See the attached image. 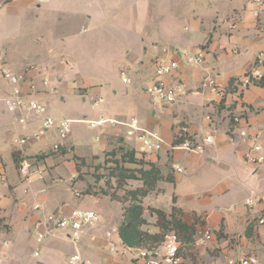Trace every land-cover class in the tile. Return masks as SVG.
Instances as JSON below:
<instances>
[{
    "label": "crops",
    "instance_id": "obj_1",
    "mask_svg": "<svg viewBox=\"0 0 264 264\" xmlns=\"http://www.w3.org/2000/svg\"><path fill=\"white\" fill-rule=\"evenodd\" d=\"M224 2L220 5L214 4V6L201 9L197 12L198 14H190L187 19L181 18L180 20L179 16L176 18L173 16L172 18L175 21L178 20V22L180 20V23L187 20V25H183L181 33L177 32L174 24L171 23L165 27V35L154 34L151 43L152 55H149L147 49H145V54L140 57L128 45H125L122 49L123 57H121L124 61L121 63L118 76L121 81L120 72L126 71L131 79L129 85H125L121 81L124 86L128 87L125 89L124 95L128 96L131 92L142 89L144 97L147 100L149 99V102H151V99L144 92V87L153 74V60L156 57L162 56L179 60L175 53L176 49H187L191 52H195L199 48L205 49V60L201 66H187L179 60L180 67L173 78L185 84L186 95L174 104H161V109L165 111V114L173 117V121L170 122L160 121L159 131L166 145L158 152L145 153L141 150L139 143L124 135L121 128L110 126L98 129L95 137L96 141H105L107 146L117 144L129 147L134 159L145 163V165L129 164L132 166L125 168H149L147 164H153L163 176H169V182L161 181L159 183L163 182L166 185L164 188L169 187L171 200L174 199L175 201L173 205L183 212L194 213L205 222L207 230L211 232V239L204 247L193 248L191 251L201 262L198 263L188 255L182 257L180 264H227L229 259L242 255L255 256L261 262H264V231L257 226V217L264 210V204H254L252 208L245 206L247 212L241 213L234 210L235 201L229 200L226 205L220 204L219 201H212V197L217 198L221 195L231 194L236 186L246 191L245 200L251 197L253 192H264V163L254 166L244 160V154L252 145L250 137L256 134L259 135L262 155L264 156V79L260 83L249 86L239 95L236 94L237 83L253 67L257 54L261 52L264 55V15L258 18L253 17L254 8H246L247 0H229L228 4H224ZM56 3H59V1L0 0V8L10 4L20 10H25L24 13L27 15H31L30 12H32L31 16H33V9L39 11L44 5L49 7V5ZM136 7L135 15L128 21V25L134 27L141 22V26H151L155 7L146 6L143 8L139 4ZM218 13L225 14L223 15L225 17L217 19ZM135 20H137V23H135ZM158 22H161V20ZM233 24L235 28L231 29L230 26ZM43 27H45L44 24ZM82 29L86 31L83 32ZM50 32L51 28L48 30V33ZM79 33L86 34L87 28L81 26ZM47 39L44 36L37 37L36 41L32 43V47H30L29 57L9 55L3 49H0V67L8 68L15 73H22L33 66L37 68L39 76L48 75L50 77L51 74L46 65H50L54 61V65L58 66L55 68L56 70L61 69V72H65L66 75L70 76L76 70L73 61L71 60L72 66L70 67L59 66V62L55 61L50 54L51 48L56 49L57 47V49H60L61 43L63 45L68 44V39H62L61 42L52 36ZM162 39L165 42L161 41ZM57 42L56 47L50 45ZM51 70L53 73L55 72V70ZM76 74L77 72L74 75ZM56 76L59 77V75ZM205 76L215 79L222 90L221 94L213 95L201 89V81ZM99 81L100 84L91 86L88 100L81 96L83 102H91L89 108L94 117L87 120H95L101 117L124 120L135 117L130 114L116 117L108 116L105 109L106 102L105 105L102 102L93 107L92 101L98 100L94 96L98 95L99 99H102V94L106 89L100 79ZM52 86L56 87L54 83ZM39 87L42 89L41 86ZM53 87L49 84L45 94L43 93L40 96L47 103L52 101L50 100V92L54 89ZM71 88L69 82L63 83L61 87L59 86V89H64L68 95L72 94V91L69 90ZM60 100L66 103L65 96H61ZM140 106H142V103ZM152 107L157 108L158 105H152ZM238 115L242 119L235 126L232 118ZM154 116H156V112H153ZM7 120L8 124L3 126L2 122ZM147 123L151 127L153 120L148 119ZM244 127L248 131L249 138H241L238 134L237 128ZM5 128H16L20 131L14 135L13 142L10 145L11 163L6 154L8 146L3 137ZM37 128V122H30L26 126L14 124L12 117L0 110V157L7 163L4 169L6 170L5 176L8 183L7 188L0 189L2 194L0 199V238L2 239V242H0V259L4 262H16L20 258L19 261L22 264H64L68 256L77 250L85 264H141V260L136 258L135 249L132 254L124 255H114L106 249L105 234L106 232H114L118 235L123 210L118 209L116 206L117 210L107 211L109 206L107 202L97 195L90 194L88 195L94 198V206L89 208L88 211L95 212L98 221L95 227L85 231L79 239L77 247L75 248L61 234H55L46 240L57 239L66 243L71 247L70 254L65 256L64 259H59L53 255L51 245H45L42 252L41 246L47 242L44 240L36 247L37 256H35V250L33 251V256L39 258V260L32 263L22 262V255L21 257L18 255L20 254V247L32 237L35 241L31 227L44 216L42 212L32 211L31 206L36 203L41 204L46 213L57 211L68 213L71 209H75L67 208L62 201L63 193L69 191L61 185L68 181H63L57 177L60 169L64 168L71 170L72 175L67 178L68 180L74 177L75 165L71 160H68L73 152L71 151L69 154L67 152L62 153L64 157H58L60 155L49 152L57 140L54 132L44 134L38 141L31 140L27 144L33 146L38 151L36 153L47 154L45 158H36L30 161L31 165L45 171L44 180H36L31 184H27L19 172L21 163L25 162L21 154L24 155L26 152H23L21 147L16 146L15 141L30 136ZM145 128L148 129V127ZM208 135H213L214 142L206 146L204 153L201 155L169 149L170 145H174L173 142L176 138L183 140L188 137L201 142ZM15 136H18V138H15ZM124 140H134L138 147L127 146L123 143ZM67 146L73 145L67 142ZM78 150L75 148V152H79ZM27 153L25 156L28 155ZM14 159H17V164ZM64 159L67 162L63 163ZM177 161L180 163H176ZM174 167L181 169V172L175 171ZM186 173H189L190 176L196 175V178L184 182L181 176ZM203 173H207L209 175L208 179L212 180L206 186L208 190H204L206 187L201 180V174ZM60 180L61 182H58ZM47 185L49 186L47 193L38 195L37 191ZM190 188L195 190L204 188L202 192L206 195L193 197L194 191ZM24 190L27 192L24 193ZM186 190L191 192L186 193ZM106 223L111 224V229L102 230L103 225L105 226ZM9 241L11 242L10 249L6 252L2 251L9 245Z\"/></svg>",
    "mask_w": 264,
    "mask_h": 264
},
{
    "label": "rangeland",
    "instance_id": "obj_2",
    "mask_svg": "<svg viewBox=\"0 0 264 264\" xmlns=\"http://www.w3.org/2000/svg\"><path fill=\"white\" fill-rule=\"evenodd\" d=\"M58 1L59 3L49 5V7L44 5L39 10L41 11L40 13L33 9V16H31L32 12H30L31 15H27L24 13L25 10H20L14 5L8 4L1 6L0 49H3L9 55L29 57L31 53L30 47H32V43L36 41L37 37L44 36L48 40L47 38H51L52 36L55 39L57 38L59 42L62 39H68V44L63 45L61 43L60 49L56 47L58 42L56 44H54L55 42L50 44L56 47V49L51 48L50 54L52 58L54 57L55 61L59 62V66L70 67L73 61L76 67L75 72L69 76L65 72H61V69L56 70L55 68L58 66L54 65V61L50 65H46L51 74L50 85L53 87L52 85L54 83V86H56L50 92V100L52 101L48 103L51 115L60 119L84 120L93 118L94 114L89 108L91 102H83L82 97L88 100L91 86L100 84V79L106 88L102 94V99L104 105L105 102L107 103L105 109L108 116L134 115L141 125L156 131L158 134L161 133L159 131L160 121L170 122L173 121V117L165 114V111L161 109L160 103L157 108H153L151 102L148 101L149 99L147 100L144 97L142 89L137 90V92H131L128 96L124 95L125 89L128 87L121 83L118 76L121 63L124 61L122 58L123 47L125 45L130 46V49L135 51L140 57L145 54V49H147L149 55H152L151 43L153 42V35H165V27L168 24L173 23L175 30L181 33L183 25H187L188 23L187 20L184 23H180L181 18L187 19L188 15L198 14L197 12L201 9L214 6V4L220 5L223 1H225L224 4H228L229 2V0ZM137 4L143 8L146 6L150 8L155 7L151 26H141V22L138 26L134 27L128 25V21L135 15ZM251 7L254 8L252 0H247L246 8L250 9ZM217 15V19L225 17H223L225 14L222 13H218ZM173 16L175 18L179 16V22L178 20L175 21L172 18ZM159 20L161 22H158ZM135 23H137V20H135ZM43 24L45 27H43ZM81 26L87 28L86 34L79 33ZM49 27L51 28L50 33H48ZM82 31L85 32L86 30L82 29ZM161 41L165 42L163 39ZM51 69L55 70V72L53 73ZM76 72L77 74L74 75ZM56 75H59V77ZM67 82L72 87L69 89L72 91V94L69 95L64 89H59V86L61 87L63 83ZM61 96H65L66 103L60 100ZM94 97L99 99L98 95ZM141 103L142 106H140ZM153 112H156V116L154 117ZM148 119L153 120L151 127L147 123ZM7 122L8 120L3 121V126L7 125ZM97 131L98 129H91L87 124H71V134L68 142L73 146L68 147V149L62 152L55 153L56 155H60L58 157H64L62 153L67 152L69 154L71 151L73 152L68 160H71L75 165L74 177L69 179L70 181L67 179L72 175L71 170L68 168L60 169V172L57 174L58 178L63 181H68L61 185L69 191L63 193L62 201L65 203L64 205L67 208L88 210L94 206V198L90 195H97L107 202V205H109L107 211L116 209V206L118 209L124 210L130 204L139 203L143 209L142 217L145 221L144 225L140 227V230L144 234H147V236L155 237L153 240L154 245L157 244L160 246L165 235L174 233L181 240V257L190 255L200 263L201 260L194 256V252H191L193 250L192 244L194 240L200 236L199 231L193 233V231L185 232L180 228L169 229L171 220L178 216L177 210L180 212V209L176 210L177 213L174 211L176 209V206L173 205L175 201L174 199L171 200L169 187L164 188L166 185L163 182L157 183L156 187L151 192L149 191L146 196H139L136 199L130 198V193L135 192L141 184L139 179H126L123 181L120 179L121 176H118L120 178L117 180L114 174L117 173L119 170L118 167L120 166L123 167L120 168L123 170L125 167L132 166L129 163H123L120 157L124 151H130L131 149L124 145H121L123 146L121 147L117 144L107 146L105 141H96ZM3 132L4 141L8 146L6 154L11 163L10 145L13 142L14 135L20 131L16 128H5ZM15 138H18V136H15ZM123 143L130 147H138L134 140H124ZM75 148L79 149V152H75ZM21 149L26 153L28 151V155L26 156V153L24 155L21 154L23 161L28 164H30L31 160H35L36 158L42 159L47 156L46 153H36L38 151L33 146L25 145ZM32 154L36 155L32 156ZM115 161L118 166L114 173V169L116 168L111 167H113ZM62 162H67V160L64 159ZM176 163L180 162L177 161ZM6 166L7 163L0 157V170L5 175L6 170L4 168ZM128 169L136 170L137 168ZM181 177L185 182V180L196 178V175L190 176L189 173H186ZM208 178L209 175L207 173L201 174V180L204 183L201 184L205 187L208 183L212 182ZM190 189L194 191L192 194L193 197L206 195L202 192L204 188L202 190ZM204 190H208V187ZM86 192H89L90 195H85ZM190 192L186 190V193ZM75 193H79L80 197H76ZM245 197L246 191L236 186L233 192L231 191V194L221 195L217 198L212 197V201H219L222 205H226L229 200L235 201L236 206L234 210L246 213L247 209L244 204ZM157 211L161 212L162 215H158ZM168 223L169 226L167 225ZM103 229H111V224L106 223L105 226L103 225ZM190 234L191 236L189 237ZM187 237L193 241L185 242ZM0 242H2L1 238ZM8 243L9 245L2 249V251L4 250L6 252L10 249L11 242L9 241ZM45 245H51L53 255L59 259H64L65 256L71 253V247L57 239H50L45 242L41 246L42 252ZM38 246L39 244H36L33 237L25 241L20 247V254H18L20 257L22 255V262H37L39 258L33 256V251H36V247ZM19 259L16 262H4L0 259V264H22Z\"/></svg>",
    "mask_w": 264,
    "mask_h": 264
},
{
    "label": "built area",
    "instance_id": "obj_3",
    "mask_svg": "<svg viewBox=\"0 0 264 264\" xmlns=\"http://www.w3.org/2000/svg\"><path fill=\"white\" fill-rule=\"evenodd\" d=\"M254 10L253 17L258 18L264 15V0H252ZM231 29L235 25L230 26ZM176 56L187 66H201L205 60V49L199 48L195 52L187 49H176ZM179 60L167 57H156L153 62V74L146 86L144 92L151 99L152 105L174 104L186 95V86L184 83L173 78L175 72L180 67ZM40 77V79H38ZM121 81L125 85L131 83L129 74L126 71L120 72ZM264 79V55L258 53L253 67L240 79L236 85V94L246 90L249 86L260 83ZM50 84L48 75L39 76L37 68L30 66L22 73H15L8 68L0 67V110L12 117V122L20 126H26L30 122H37L38 128L30 136L19 138L15 141L16 146L23 147L31 140L38 141L41 136L54 132L56 142L52 145L51 151L59 153L68 149L67 142L71 134V124L83 123L87 124L91 129H103L106 126L121 128L127 138H133L139 143L141 150L145 153H155L160 151L166 142L164 138L156 131L142 127L137 118L130 117L124 120L114 118H98L95 120H68L58 119L51 115L48 103L40 96L44 93ZM42 89H40V87ZM201 89L208 91L210 94L219 95L221 89L215 79L205 76L201 81ZM44 90V91H43ZM102 99L92 101L95 107L101 104ZM241 116L232 118L234 125H238ZM241 138H249L246 127L237 128ZM178 138H176L177 140ZM251 147L244 154V160L251 165L258 166L264 163L262 155V145L259 142V135L250 137ZM214 142L213 135L206 136L201 142L193 138H184L180 142L170 145L171 151H183L192 154L201 155L204 148ZM177 172L181 169L174 167ZM19 172L23 180L27 184L34 181L44 180L45 171L34 167L31 164L22 162ZM61 182V181H58ZM7 178L2 170H0V189L7 188ZM49 186H44L37 191L38 195L47 193ZM27 191L24 190V193ZM76 197H80L79 193H75ZM2 194L0 192V199ZM254 204H264V192H253L252 196L245 200V206L252 208ZM34 212H42L43 218L37 220L31 227L34 234L36 244H41L46 238L61 234L75 248L81 236L86 230L97 225L98 217L93 211L71 209L68 213L62 211L46 213L45 208L41 204H33L30 208ZM257 226L264 231V210L257 217ZM114 232H106L105 242L106 249L111 254L124 255L132 254V248H128L122 244L118 235ZM211 239V232L205 231L192 244L193 248L204 247ZM181 242L174 233L164 236L161 245L155 249H135L136 258L141 260V264H180L182 257L180 255ZM38 251H35V256ZM64 264H85L81 255L76 250L72 255L68 256ZM227 264H264L255 256L242 255L227 261Z\"/></svg>",
    "mask_w": 264,
    "mask_h": 264
},
{
    "label": "trees",
    "instance_id": "obj_4",
    "mask_svg": "<svg viewBox=\"0 0 264 264\" xmlns=\"http://www.w3.org/2000/svg\"><path fill=\"white\" fill-rule=\"evenodd\" d=\"M180 139H177L173 142V144H176L180 142ZM52 154H55L52 152ZM121 161L123 163H129L133 165H145L142 161H137L134 159L133 154L131 151H124L121 154ZM14 161L17 164V159H14ZM149 168H137L136 170H129L128 168L125 170L120 169L123 167H118L119 170H117V162L115 161V164L111 168L114 169V175L117 180L122 179L123 181L126 179H139L141 182V186L135 190V192L130 193V198H138L139 196L144 197L146 196L149 191L153 190L157 183L164 181L169 182L170 177L169 176H163L158 168H155L153 164H147ZM114 177V176H113ZM89 192H86L85 195H88ZM178 208L174 211H176ZM178 216L177 218L174 217L173 220H171V223L169 226V223L167 224L170 228L169 229H175L180 228L183 231H193L197 232L199 231L200 235L203 234L205 231H207V228L205 226V222L200 219V217L196 216L194 213H186L182 210H177ZM176 211V213H177ZM158 215H162L161 212L157 211ZM143 209L140 207L139 203H133L128 205L124 210L122 214V220L120 222V225L118 227V236L122 242L123 245H125L128 248L132 249H147L152 250L157 248L159 245H154V239L155 237L147 236V234H144L143 231L140 230V227L144 225L145 221L143 220ZM199 227V229H197ZM191 234L189 235V237ZM179 238V237H178ZM180 240V238H179ZM192 239L186 238L185 242H191ZM181 242V240H180Z\"/></svg>",
    "mask_w": 264,
    "mask_h": 264
}]
</instances>
